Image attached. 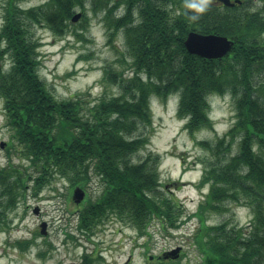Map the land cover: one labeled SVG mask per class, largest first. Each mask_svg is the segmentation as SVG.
Instances as JSON below:
<instances>
[{"label":"trees","instance_id":"1","mask_svg":"<svg viewBox=\"0 0 264 264\" xmlns=\"http://www.w3.org/2000/svg\"><path fill=\"white\" fill-rule=\"evenodd\" d=\"M22 1L6 0L0 27V97L19 159L12 161L8 144L7 165L0 166V229L28 190L37 195L57 177L72 189L85 190L93 177L99 181V196L85 197L76 211V228L87 238L109 217L140 236L150 235L155 219L164 230L178 228L183 211L160 189L161 156L133 160L148 143L151 98L178 93L177 114L193 135L213 129L210 98L230 94L234 125L215 142L197 143L208 152L197 185L208 190L187 215L198 220L192 244L201 264H264V14L248 7L252 0L230 7L213 0H47L28 8ZM76 9L79 27L89 13H102L109 43L121 35L125 46L123 53L115 47L120 66L103 69V80L119 93L91 106L79 94L57 99L38 73L41 44L32 27L61 36ZM189 31L223 35L233 44L222 58H203L186 50ZM231 204L249 207L248 225L206 224L208 214ZM82 260L94 264L102 257L84 253Z\"/></svg>","mask_w":264,"mask_h":264},{"label":"rangeland","instance_id":"2","mask_svg":"<svg viewBox=\"0 0 264 264\" xmlns=\"http://www.w3.org/2000/svg\"><path fill=\"white\" fill-rule=\"evenodd\" d=\"M46 1L23 0L21 5L24 8L35 7ZM5 4L6 0H0V27ZM248 7L264 14V4L257 0H252ZM89 15L90 21L85 28L79 27L78 20L61 36L45 26L32 27L34 37L41 44L38 48L40 78L57 99L79 94L86 106H91L102 96L119 93L117 85L103 80V69L108 65L114 69L120 66L117 60L121 58L120 53L125 52L121 35L109 43L102 13ZM3 63L5 61H0V65ZM4 68H8L7 61ZM127 69L125 67L126 72ZM209 102L213 129L190 135L184 128L186 119L177 114V103L155 98L151 102L152 124L148 143L133 156L134 162L142 160L149 153L161 156L158 167L160 189L174 199L183 211L182 223L178 228L164 230L155 219L149 226L150 235L140 236L133 226L109 217L95 226L93 234L87 238L76 228V211L81 203L75 204L71 199L72 188L68 181L57 177L37 195L28 190L26 198L20 199L16 207L8 212V226L0 229V264H82L84 253L94 258L101 255L102 260H95L94 264H201L200 253L192 244L198 220L187 217L197 210L199 201L208 190V185H197L204 169L201 161L208 156V152L197 143L215 142L235 123L230 94L214 95ZM10 140L11 130L6 124L3 99L0 97V143L5 142L3 148L0 147L1 167L8 162V144L10 153L13 150L12 161L17 163L19 160L13 149L15 142ZM237 141L233 142V153L238 149ZM100 190L99 181L93 177L85 189L86 197L95 199ZM35 207L38 209L36 214L32 212ZM251 217L249 207L231 204L226 211L208 214L206 224L226 222L229 226H245ZM42 222L46 223L44 235L40 233ZM69 235H73L74 239ZM25 240L32 243L20 248L17 243ZM178 247L180 250L175 257L168 254Z\"/></svg>","mask_w":264,"mask_h":264},{"label":"water","instance_id":"3","mask_svg":"<svg viewBox=\"0 0 264 264\" xmlns=\"http://www.w3.org/2000/svg\"><path fill=\"white\" fill-rule=\"evenodd\" d=\"M220 2L223 6H234L235 4H240L241 0H217ZM81 16V12L75 13L71 21L76 22ZM186 50L189 53L198 55L203 58L207 59H216V58H222L225 54L229 52L231 49V46L233 44V41L228 39L226 36L215 34V33H208V34H202L195 31H189L184 39L183 42ZM4 145V142L0 143V147L2 148ZM85 197V191L80 187H75L72 192V200L78 204L81 201H83ZM37 207L32 209L33 213H37ZM41 230L40 233L42 235L45 234V227L46 223H41ZM180 250V248L173 249L168 254L176 256L177 252ZM172 256V257H173Z\"/></svg>","mask_w":264,"mask_h":264},{"label":"flooded vegetation","instance_id":"4","mask_svg":"<svg viewBox=\"0 0 264 264\" xmlns=\"http://www.w3.org/2000/svg\"><path fill=\"white\" fill-rule=\"evenodd\" d=\"M213 2H214V3H216V4H218V3H217V2H215L214 0H213Z\"/></svg>","mask_w":264,"mask_h":264}]
</instances>
